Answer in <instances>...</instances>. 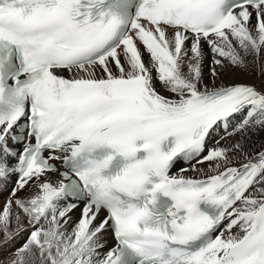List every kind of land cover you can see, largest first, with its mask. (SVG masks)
I'll return each mask as SVG.
<instances>
[{
  "label": "snow or ice",
  "instance_id": "obj_1",
  "mask_svg": "<svg viewBox=\"0 0 264 264\" xmlns=\"http://www.w3.org/2000/svg\"><path fill=\"white\" fill-rule=\"evenodd\" d=\"M260 133L264 0H0V264H264Z\"/></svg>",
  "mask_w": 264,
  "mask_h": 264
},
{
  "label": "bare ground",
  "instance_id": "obj_2",
  "mask_svg": "<svg viewBox=\"0 0 264 264\" xmlns=\"http://www.w3.org/2000/svg\"><path fill=\"white\" fill-rule=\"evenodd\" d=\"M205 72H207V69H205ZM229 79H239V80H247L248 78L245 76H230ZM257 83H259V81H256ZM261 144H264V133H260L257 135H254L251 137V139L249 140V145L251 147H259ZM8 192L7 190H5L2 194H0V204L3 203V200L7 197ZM73 218L75 219L76 217H78L79 215V210H76L72 213Z\"/></svg>",
  "mask_w": 264,
  "mask_h": 264
},
{
  "label": "rangeland",
  "instance_id": "obj_3",
  "mask_svg": "<svg viewBox=\"0 0 264 264\" xmlns=\"http://www.w3.org/2000/svg\"><path fill=\"white\" fill-rule=\"evenodd\" d=\"M20 195H23V192Z\"/></svg>",
  "mask_w": 264,
  "mask_h": 264
}]
</instances>
